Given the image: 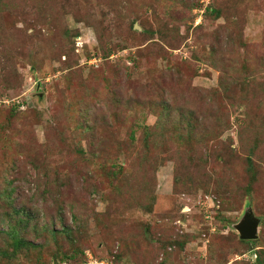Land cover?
Returning <instances> with one entry per match:
<instances>
[{
  "label": "rangeland",
  "instance_id": "obj_1",
  "mask_svg": "<svg viewBox=\"0 0 264 264\" xmlns=\"http://www.w3.org/2000/svg\"><path fill=\"white\" fill-rule=\"evenodd\" d=\"M9 190L0 264H264V0H0Z\"/></svg>",
  "mask_w": 264,
  "mask_h": 264
},
{
  "label": "trees",
  "instance_id": "obj_2",
  "mask_svg": "<svg viewBox=\"0 0 264 264\" xmlns=\"http://www.w3.org/2000/svg\"><path fill=\"white\" fill-rule=\"evenodd\" d=\"M18 107V106H17ZM17 109V108H16ZM11 197V190H9V192H6L4 193L3 195L0 196V201H4L6 203V205H12L11 202L8 201V199ZM9 211V212H8ZM18 213V214H21L22 216H24L23 218H16L14 219L13 218V213ZM14 212L12 213L9 210H7L5 212V216L3 214V216H0V224H10L12 221L10 220H18L20 224H31V218L30 216L28 215V211L26 209H18V210H14ZM12 218V219H11ZM77 219V217H76ZM9 227V226H8ZM7 237L11 240V245L18 249V248H24V247H27V246H31L32 248H34L35 246L29 242L28 240L24 239V240H20L17 235H16V231L15 230H11V229H8L4 232ZM242 241H246V240H242ZM248 242V241H247ZM2 248H0L1 250ZM257 255V254H256ZM257 259H258V255H257V258H256V262H257ZM261 263V262H259Z\"/></svg>",
  "mask_w": 264,
  "mask_h": 264
},
{
  "label": "water",
  "instance_id": "obj_3",
  "mask_svg": "<svg viewBox=\"0 0 264 264\" xmlns=\"http://www.w3.org/2000/svg\"><path fill=\"white\" fill-rule=\"evenodd\" d=\"M260 220L254 215L249 208L242 219L235 225V229L241 240L252 241L258 237V228Z\"/></svg>",
  "mask_w": 264,
  "mask_h": 264
},
{
  "label": "built area",
  "instance_id": "obj_4",
  "mask_svg": "<svg viewBox=\"0 0 264 264\" xmlns=\"http://www.w3.org/2000/svg\"><path fill=\"white\" fill-rule=\"evenodd\" d=\"M254 257H256V255H254Z\"/></svg>",
  "mask_w": 264,
  "mask_h": 264
}]
</instances>
